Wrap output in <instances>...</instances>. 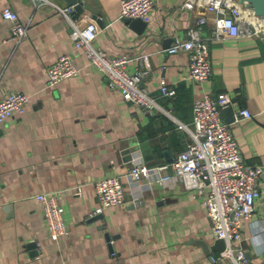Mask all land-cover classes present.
<instances>
[{"label": "crops", "instance_id": "1", "mask_svg": "<svg viewBox=\"0 0 264 264\" xmlns=\"http://www.w3.org/2000/svg\"><path fill=\"white\" fill-rule=\"evenodd\" d=\"M49 1L0 0V98L11 91L30 95L23 113L0 124V264H217L211 258L217 251L201 243L217 239L202 198L177 182H132L127 172L134 162L175 159L191 139L177 122L192 126L194 101L221 91L232 98L231 113L223 109L222 118L244 161L264 168V37L212 41V74L196 81L185 77L187 52L170 53L168 47L187 36L199 13L208 17L202 30L210 34L214 13L184 8L185 0H154L142 24L121 17V0H77L79 8L67 0ZM55 5L72 7L79 26L95 20L94 45L109 55L129 56L128 70L142 61L150 73L141 84L168 113H145L111 87L75 45L72 26ZM5 7L28 24L19 42L10 38ZM65 53L78 73L50 87L47 69ZM161 78L176 88L175 95H160ZM242 108L251 116L236 119ZM106 175L121 177L124 200L93 214L94 182ZM259 187L254 212L241 228L252 264H264V173ZM40 192L59 196L68 232L58 239L48 235L35 197Z\"/></svg>", "mask_w": 264, "mask_h": 264}, {"label": "built area", "instance_id": "2", "mask_svg": "<svg viewBox=\"0 0 264 264\" xmlns=\"http://www.w3.org/2000/svg\"><path fill=\"white\" fill-rule=\"evenodd\" d=\"M49 0H34L36 5ZM68 19L72 26L70 36L77 47H80L90 65L101 71L111 87L121 91L124 99L140 106L145 113L152 114L161 106L157 97L141 84L150 73L142 61H138L133 71L127 65L132 60L129 56L109 55L94 45L98 33L95 20L79 26L71 15L72 7L62 8L55 5ZM199 6L215 15L210 34L203 33L202 26L208 22L206 14L199 13L195 24L187 29L185 38H177L168 52L185 51L189 65L185 77L191 80L204 81L212 74L210 62V45L212 41L225 37H264V19L255 15L246 3L238 0H185L182 7L194 9ZM154 8V0H121L120 15L124 18H139L148 22ZM2 15L10 22V38L14 42L21 41L27 35L28 24L23 23L17 12L5 7ZM141 58V57H138ZM47 85L52 87L66 77L76 75L78 67L72 55L65 53L48 69ZM160 95L173 96L176 88L168 85L161 78ZM231 96L225 91L215 95L205 94L193 103L192 126L181 121L179 128H184L191 135L190 141L175 159L169 162L148 165L134 162L127 172L132 182H140L146 178L148 183L157 182L162 185L181 183L193 189L202 198L210 219L215 238L224 240V248L212 255L217 264H252L246 250L241 245L242 224L255 209L256 199L260 195V178L264 168L260 164L244 161L238 142L229 124L222 118V110L231 103ZM30 102V95L22 91H11L0 98V124L14 114H21ZM251 116L248 108H242L235 118ZM94 186L98 196V205L93 214L103 212L111 205L120 204L124 200L125 188L119 175H106L95 180ZM81 191L77 186L76 193ZM35 197L42 202L43 216L50 238L58 239L67 234L68 229L63 219V207L59 196L54 193L40 192Z\"/></svg>", "mask_w": 264, "mask_h": 264}, {"label": "water", "instance_id": "3", "mask_svg": "<svg viewBox=\"0 0 264 264\" xmlns=\"http://www.w3.org/2000/svg\"><path fill=\"white\" fill-rule=\"evenodd\" d=\"M239 2H243L246 3L247 6H249L253 12L255 13L256 16L263 18L264 19V0H238ZM68 4L70 5H74V8H79L80 7V3H78L77 0H67ZM125 19H129V18H125ZM134 22H141L142 24L145 23V21L143 22L142 19L139 18H135V20H133ZM224 111H228L229 113H231V108L230 106H227L224 108ZM100 216V215H96L95 217ZM202 245L204 246V248L206 250H212V251H217L220 252L223 248H224V240L222 238H217L214 243H212L211 245H208V243H204L202 242Z\"/></svg>", "mask_w": 264, "mask_h": 264}, {"label": "bare ground", "instance_id": "4", "mask_svg": "<svg viewBox=\"0 0 264 264\" xmlns=\"http://www.w3.org/2000/svg\"><path fill=\"white\" fill-rule=\"evenodd\" d=\"M147 163V162H146Z\"/></svg>", "mask_w": 264, "mask_h": 264}]
</instances>
